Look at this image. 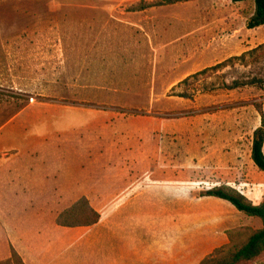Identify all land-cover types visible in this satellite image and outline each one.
I'll list each match as a JSON object with an SVG mask.
<instances>
[{"label":"rangeland","instance_id":"rangeland-1","mask_svg":"<svg viewBox=\"0 0 264 264\" xmlns=\"http://www.w3.org/2000/svg\"><path fill=\"white\" fill-rule=\"evenodd\" d=\"M160 1L0 0V129L18 116V126L45 116L44 126L75 133L60 141L72 159L86 155L69 145H86L107 172L146 182L147 202L155 193L177 207V238L191 226L195 264L229 243L214 236L262 228L202 196L228 186L255 205L264 201V174L251 159L264 87L222 88L249 72L264 79V64L226 68L217 73L223 80L206 83L216 90L192 87L188 99L178 85L264 45V27L247 29L252 1L193 0L139 11ZM11 248L0 231V264H18ZM189 257L177 253L181 264ZM241 264H264V254Z\"/></svg>","mask_w":264,"mask_h":264},{"label":"crops","instance_id":"crops-1","mask_svg":"<svg viewBox=\"0 0 264 264\" xmlns=\"http://www.w3.org/2000/svg\"><path fill=\"white\" fill-rule=\"evenodd\" d=\"M20 117L0 129V231L25 264H181L177 253L186 252L190 257L180 261L193 264L192 229L182 230L177 238L175 204L162 203L155 193L147 202L152 188L144 191L146 182L107 172L86 145H69L86 155L72 159L60 141L75 133L44 126L45 116L33 126H18ZM100 170L103 176L97 178ZM135 183L143 184L139 188ZM82 198L92 201L100 223L58 227V214ZM162 214L168 216L163 221ZM220 237L211 241L228 243Z\"/></svg>","mask_w":264,"mask_h":264},{"label":"trees","instance_id":"trees-1","mask_svg":"<svg viewBox=\"0 0 264 264\" xmlns=\"http://www.w3.org/2000/svg\"><path fill=\"white\" fill-rule=\"evenodd\" d=\"M193 0H161L155 4H143L139 11H145L153 7H168L178 4L189 3ZM252 1L255 4V13L247 22L248 30H256L264 27V0H232L233 3ZM264 64V45L243 54L240 57H234L213 68L206 69L195 74L178 85V88L184 89L179 95L180 98L188 99L189 91L193 87H202L206 92L214 91L219 87L213 83L207 85V81L212 78L220 80L217 76L219 72L226 68H235L237 65L250 68L252 70L261 69ZM264 67V66H263ZM263 70V69H262ZM223 80V79H221ZM202 82L205 85H202ZM219 83V82H216ZM198 85V86H197ZM209 86V87H208ZM248 87H264V79L252 77L251 73L247 76L233 80L231 83L222 84V88L228 91L244 89ZM197 88V89H198ZM261 116V127L254 133L251 159L255 167L264 174V112L259 110ZM202 197L213 198L224 201L231 205L238 213L250 219L259 220L262 228L259 230H248L246 228L229 231L226 235L228 244L222 249L216 251L215 256L208 257L200 264H241L252 262L264 254V201L260 205H255L247 197L241 195L237 190L228 186H222L209 191ZM101 221V215L91 206L86 198L77 201L70 208L63 211L56 219L57 226L65 229L90 228L96 226ZM12 258L18 264H25L14 248H11Z\"/></svg>","mask_w":264,"mask_h":264}]
</instances>
